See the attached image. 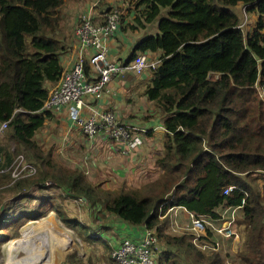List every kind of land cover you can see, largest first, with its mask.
<instances>
[{"label": "trees", "instance_id": "16d2710c", "mask_svg": "<svg viewBox=\"0 0 264 264\" xmlns=\"http://www.w3.org/2000/svg\"><path fill=\"white\" fill-rule=\"evenodd\" d=\"M131 1L142 9L122 31L155 21L158 30L140 38L126 62L141 52L160 55L144 95L163 117V152L155 158L161 173L137 187L106 189L36 141L52 115L41 107L46 85L61 78L73 13L62 7L64 0H0V122L7 121L0 169L20 152L37 166L34 175L13 182L8 172L0 173V189L37 204L18 214L11 201L4 205L0 226L10 233L0 231V243L20 236L17 218L39 220L50 212L87 238L88 228L68 217L53 197L33 195L51 188L84 198L91 210L153 229L162 248L158 264H226V257L233 264H264V0ZM239 3L257 14L247 33L232 10ZM47 179L52 186L44 185ZM228 186L233 189L224 193ZM173 207L212 220L226 207H238L235 223L245 225L246 249L235 255L198 249L190 235L173 232L168 218H160Z\"/></svg>", "mask_w": 264, "mask_h": 264}, {"label": "built area", "instance_id": "2783aa9c", "mask_svg": "<svg viewBox=\"0 0 264 264\" xmlns=\"http://www.w3.org/2000/svg\"><path fill=\"white\" fill-rule=\"evenodd\" d=\"M94 5L90 6L71 28L66 52L68 62L62 67L59 81L47 87L48 94L41 110L51 114L66 111L71 125L78 127L89 143H92L96 137L103 136L119 146L121 156L129 157L146 142L140 129L122 122L115 111L96 110L92 114H87L85 109L89 108L88 105L92 101L103 98L109 82L115 77L122 76L126 72L140 74L142 71L150 72L156 69L160 63V55L141 52L128 62L110 59L108 42L115 36L121 24L122 12L118 7H110L103 14V19L97 22L94 20L95 15L92 11ZM87 99L91 101L88 104ZM6 129L7 121L0 122V138ZM0 161H2L1 158ZM10 169H12L13 180L32 176L37 170L33 163L25 160L23 154H18L10 166L2 167L0 173ZM44 185L50 187L53 183L47 179ZM232 189L233 186H228L223 192L228 193ZM77 200L81 203L85 201L84 198H77ZM245 202L246 193L238 207ZM238 207H226L220 213L218 220L196 216L183 209L188 226L185 228L172 216H168L169 226L175 232H185L190 235L193 245L202 251L225 253L223 240L231 239L230 248L235 252L241 249L244 242L241 231L245 228L244 225L239 224L235 228ZM175 208L180 207L168 209L165 214L160 215V218L165 216L167 218V214ZM228 211L229 217L226 216ZM214 236L221 237L222 241L215 239ZM160 253L161 248L156 232L144 227L140 240L124 238L113 247L111 264H158L156 258Z\"/></svg>", "mask_w": 264, "mask_h": 264}, {"label": "rangeland", "instance_id": "374dc122", "mask_svg": "<svg viewBox=\"0 0 264 264\" xmlns=\"http://www.w3.org/2000/svg\"><path fill=\"white\" fill-rule=\"evenodd\" d=\"M93 4H95L93 10H95L96 15L105 13L106 11H108L110 7H118L119 10L122 12L121 29L122 26H125L127 23H133L134 25L135 22L133 18L134 16H136L139 10L142 9V7L136 8L134 1L131 0H64L62 7H64L67 11L70 9L69 12L73 13L74 16L73 25H74L76 20L80 19V17L84 15L85 10H87ZM232 10L240 18V27L245 33L250 32L255 28L256 19H257L256 13L246 12L244 10L243 4L241 3L232 7ZM163 12H165V10L162 11V13ZM139 30L145 31L144 36L147 34H156L158 31L156 26V21L154 24H147L146 26L137 29V31ZM126 31L127 33L132 32L130 28H128ZM261 95L262 98H264V94L262 93ZM49 124L50 122L48 124H44L43 127L37 132L36 141L43 148V150L46 151L49 150L50 146L53 145L56 149L54 150L55 153L59 154L60 156L57 159L67 166H75L81 169L85 173V176L89 182L100 185L102 188L116 189L117 187L123 184L130 187H137V184L139 182L149 181L151 177L149 172L146 178L142 180L138 178L136 180V183H129L128 180L130 178L135 179L134 175H130L126 170H123V168L116 170V167L119 166V163L121 161L128 162L131 159H129V157L121 156L119 154L118 147L114 145L112 142L110 141H109L110 143L106 142L107 147L104 149H99L97 147V144L94 143L91 145V143H87L85 141V138L84 136H82V133L79 130V128L76 127L72 129L71 135H69L68 138H66L64 132L61 130L60 127L55 126L54 123H52L50 126ZM50 135L55 136V138L51 137ZM146 136L145 139L147 142L148 139L146 138ZM153 142L154 139L152 138L147 144V147L151 145ZM9 145L11 147V150H13L14 149L13 143L10 142ZM157 145H158V149H162L161 148L162 146L160 144ZM20 154L25 155L24 152H20ZM52 156L56 160V155L52 154ZM127 167L128 168L132 167V164H129ZM11 171L12 169L4 172H8L10 178L12 179ZM114 171L116 172L117 178L120 181V183H117V181L114 179L115 176H112V173ZM153 174L155 177L156 174L155 170ZM11 181L13 182L14 180L12 179ZM47 189L48 192L46 193L36 191L35 193H33V195L35 197H43L45 195H49L53 197L56 201L54 202L55 205L63 209L68 215V217L72 219H76L79 222H81L83 225H85L89 230L87 232L88 233L87 238L93 239L94 236L97 235V230L99 228L97 226L102 225L107 220L108 214H105L102 211H97L96 209L91 210L87 206H80L78 203L81 202H79L77 198L73 199L72 197H69V195H67L64 191L61 190L55 191L52 190L51 188H47ZM15 196L16 195L10 193L9 191H4V189H0V216L4 208V205L10 201L13 203L12 212L15 214L21 212H30L37 205L35 200L31 202L27 198L14 199ZM74 200H76V202L78 203H75ZM178 213L180 216H182L181 212L178 211ZM236 215H238V213ZM111 218H112L111 219L112 224L115 225L122 224V222L119 221L118 218L114 216H111ZM184 218L186 219V217ZM1 219L2 218H0V220ZM48 219L53 222L54 226H56L57 229H59L62 232H67V234L70 235L72 238V242L66 243L58 247L57 255H55L53 264H73L74 261L78 260L79 258L82 259L83 257H85V259L88 261V264H110V255L113 249L112 247H109L108 245H105L102 242H92L88 240L83 241L86 238H84L82 234L79 233L78 230L74 229L72 226H69L70 228L66 227L64 223L59 220V218L54 212H50L46 217L41 218L39 220H35V219L30 220L29 218L20 220L19 218H17V225L19 226V232H20V236L18 238L21 237L22 231L26 226L31 224H37L39 222H42V220H48ZM1 227L4 226L3 225L0 226L1 232L10 233V230L8 229L2 230ZM113 231L114 229L109 231V237L115 236L117 238V234H115L114 233L115 231L114 232ZM93 233H95V235ZM89 235H91V238L88 237ZM13 240L5 239L0 243V264H5L7 250L10 245L9 243L10 242L12 243ZM106 241L108 240L106 239ZM242 250H243V244L241 249L236 250L235 252H231V255H235L236 253H239ZM42 262L43 259L38 261L37 264H41ZM226 262L227 264H233L232 262L229 261V259L226 260Z\"/></svg>", "mask_w": 264, "mask_h": 264}, {"label": "crops", "instance_id": "0c3cea01", "mask_svg": "<svg viewBox=\"0 0 264 264\" xmlns=\"http://www.w3.org/2000/svg\"><path fill=\"white\" fill-rule=\"evenodd\" d=\"M93 12L95 15L94 17L95 21L99 22L103 19L102 16L104 13L100 15L99 14L96 15L95 10H93ZM70 28H72V26ZM144 32L145 31L142 30L139 31L135 30L127 33V31H122L120 24L118 30L115 33V36L112 39H110L108 42L110 48V59L119 62H126L129 55L131 54L134 44L144 36L145 34ZM66 52L63 54L61 59L62 65H65L68 62V56L66 55ZM150 75L151 73L149 71H142V73L140 74L126 72L122 76L115 77L113 80L109 82L103 98L92 102L87 99L86 103L88 104L89 102H91V104L88 105L89 108L85 109L87 114H92L96 110L115 111L118 117L122 120V122L130 124L135 129H140L139 131L142 133V135L144 136L147 135L146 136V138L148 139L147 142H145L143 146L139 147L132 156H129V159L131 160L128 162L121 161L119 163V166L116 167V170L123 168V170H126L130 175H134L135 179L130 178L128 180L129 183H136V180L138 178L141 180L146 178L149 172V174L151 175L149 181L139 182L137 186L155 180L156 178L159 177L161 173L159 167L155 164V158L158 154L162 153L163 151L165 130L163 127V119H162L163 117L159 109L156 107L154 102L149 101L144 95V90L147 85L148 79L150 78ZM49 85L51 84H47L46 86L48 87ZM49 122H50L49 126L52 123H54L55 126L60 127L61 130L64 132L66 138H68V136L71 135L72 129L76 128V126L71 125L68 115L64 110L58 113H53L50 118L44 121V124H48ZM50 136L55 138V136L53 135ZM152 138L154 139V142L147 147V144ZM85 141L89 143L86 139ZM106 142H109V140H107L103 136H98L91 143V145L95 143L97 144V147L99 149H104L107 147ZM157 144H160L162 146L161 147L162 149H158ZM50 147H53L55 149L53 145ZM117 147L119 148V146ZM129 164H132V167L128 168L127 166ZM154 170L156 173L155 177L153 174ZM112 176H115V178L114 177L113 178L117 181V183H120L115 171L112 173ZM74 202L78 203L76 202V200H74ZM78 204L80 206H84L85 203H78ZM178 211L182 213V216L179 215ZM237 213L238 210L236 211V214ZM229 215L230 212L228 211L226 213V216L229 217ZM168 216H172L181 226L185 228L188 226V220L184 218L185 213L183 209L175 208L167 214V218ZM107 217H108L107 220L102 225L97 226L99 228L97 230L96 236H98L99 238H95V239L86 238L83 241L88 240L92 242H102L103 244L113 248L124 238H129L137 241L141 239L144 231V226L131 225L120 219L118 220L121 221L122 224L115 225L112 224L111 222L112 219L111 216L107 215ZM216 223L219 224V222ZM237 226L238 225L235 223V228ZM103 227H106L108 229L103 230ZM112 229H114L115 232L114 231L113 232L117 234V238L115 236L109 237V231ZM241 232L243 233V239H244V242L242 243L243 250H245L246 228H244L243 231ZM214 238L222 241L221 237L219 236H214ZM106 239L109 242L106 241ZM223 245L226 251L225 253L222 252L223 255L226 254L227 252L229 253H231V251L234 252L230 248L231 239L223 240ZM227 259L229 258L226 257L225 262ZM80 260L82 261L83 264H88V261L85 259V257H83ZM110 262H111V255H110Z\"/></svg>", "mask_w": 264, "mask_h": 264}, {"label": "bare ground", "instance_id": "6f19581e", "mask_svg": "<svg viewBox=\"0 0 264 264\" xmlns=\"http://www.w3.org/2000/svg\"><path fill=\"white\" fill-rule=\"evenodd\" d=\"M70 242L67 232L57 229L49 219L42 220L26 226L21 237L9 243L5 264H37L42 259L41 264H53L58 247Z\"/></svg>", "mask_w": 264, "mask_h": 264}]
</instances>
